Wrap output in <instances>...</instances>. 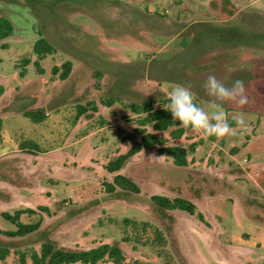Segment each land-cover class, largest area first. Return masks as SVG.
<instances>
[{"label":"rangeland","instance_id":"374dc122","mask_svg":"<svg viewBox=\"0 0 264 264\" xmlns=\"http://www.w3.org/2000/svg\"><path fill=\"white\" fill-rule=\"evenodd\" d=\"M232 2L108 0L79 7L54 5L53 0H44L39 9L40 23L57 50L40 60L43 68L40 72L34 52L35 41L40 36L39 19L27 4L0 0V83L6 87L0 106L13 100L16 88L24 89L34 84L32 92L38 96L36 100L29 104L11 101L10 106H37L48 110L57 107L54 112L57 113V132L47 131L41 125L33 129L21 120L17 123L18 131H12L16 134L7 131L5 136L6 142L10 138L18 143L34 139L41 148L57 147V151L48 155L16 152L18 155L11 160L0 161L1 229H16L14 223L1 215L2 211L13 214L19 208L36 209L44 204L53 212L52 215L38 211L21 216L23 222L36 221L43 216L42 227L36 234L11 238L0 233V244L9 245L12 250L1 264H15L19 251L31 253L47 239L74 249L103 242L122 243L128 252L124 264H188L179 244L185 239L184 233L175 231L183 212L168 215L155 209L153 204L139 202L134 193L120 188L116 194L106 192L103 181L112 176L107 179L104 162L120 146V134L136 124L138 116L131 111V102L148 98L160 101L168 98L174 86L191 85L194 102L211 112L212 101L198 95L199 83L205 82L208 76L214 75L224 81L237 71L255 70L264 75L262 47L206 49L209 43L205 45L201 39L192 41L198 29L195 24L201 21L235 25L245 30L264 25V0ZM24 58H31V62L24 65ZM68 60L73 61V70L68 79L62 80L52 68ZM24 68L25 73L21 74ZM261 84L264 91V78ZM110 99L115 101L112 105L108 104ZM89 101H95L98 110H90L76 118L77 106ZM230 111L234 119L244 118L247 131L232 125L235 134L217 138L188 128L178 140L164 133L169 139L167 144L187 149L194 143L200 146L198 151L189 152L188 171H173L175 176L199 177V169L230 166L240 171L238 179L244 180L231 182L246 192L249 190L252 180L244 170L250 164L246 145L249 139L251 142L264 139V113L243 109ZM21 117L24 116L21 114ZM26 121L32 123L28 118ZM259 153H252V156H259L264 164V151ZM43 163L57 166V169L42 166ZM139 166L144 170L145 164ZM162 171L151 165L145 175L158 182L165 177ZM126 172L139 181L145 178L132 166L127 167ZM225 176L231 179L230 175ZM147 178L145 182L151 180ZM178 187L175 185V191L180 190ZM204 208L211 215L201 209L204 216L212 225L215 219L223 233L238 231L244 236V232L249 231L251 221L237 195L233 200L224 196L209 198ZM215 214L220 215V219ZM125 219L140 222L126 223ZM144 222L148 223L145 228ZM156 229H162L167 242L156 240ZM134 247H141L144 258L137 256L135 259ZM28 264H32L30 256ZM104 264L110 263L105 261Z\"/></svg>","mask_w":264,"mask_h":264},{"label":"trees","instance_id":"16d2710c","mask_svg":"<svg viewBox=\"0 0 264 264\" xmlns=\"http://www.w3.org/2000/svg\"><path fill=\"white\" fill-rule=\"evenodd\" d=\"M6 1H17L29 5L39 19L38 33L40 36L35 41L34 52L37 55V59L35 60L37 70L42 72L43 68L40 64V60L49 54L55 53L57 50L55 44L43 32L42 25L40 23L41 18L39 15V9L42 8L44 0ZM100 2H108V0H53L54 5H70L79 7H88L91 3L96 4ZM8 25L11 30L9 23ZM195 26L198 29L195 30V35L192 41L195 42L197 39H201L205 45L209 43L210 45L206 49H217L221 47L227 48L233 46H253L264 48V25L251 30H245L235 25L224 26L216 25L208 21H201L196 23ZM7 34L8 33H6V35ZM183 43L186 46H189V43L187 44L186 40H184ZM30 62L31 58L23 59L24 65H27ZM73 66V61L68 60L63 62L60 66L55 65L52 68V71L54 74L59 75L62 80H66L71 75ZM24 73L25 68L21 71V74ZM97 74H101L100 71H97ZM263 78L264 75L255 70L237 71L235 74L230 75L222 82L227 86H231L233 81L237 79L243 80L247 85V93L250 97V103L243 107H236L231 103H225L223 107L228 111L243 109L264 113V91L261 90ZM199 84L201 87L198 92L199 97L212 101L213 98L208 96L203 88L204 82H200ZM33 87L34 86L30 89ZM3 92L4 86L0 85V94ZM114 102V99H110L108 104L112 105ZM167 103L168 98L161 99L160 101L148 98L139 102L130 103L129 107L131 111L138 116L136 119L137 125L131 131H124L125 133L122 136V140L131 141V147L127 152L114 156L104 165L107 171L115 174L111 181H104L103 185L105 187V191L110 194H116L120 188L134 193V198L141 203L153 204L168 210L186 211L192 215H196L201 221L207 223L203 213L198 210L197 205L192 200L182 196L171 198L165 195H152L147 197L141 194V187L132 178L120 173V170L132 156L140 152L143 148H150L153 146H157L158 151L161 154L172 158L173 164L178 170H183L189 165L190 161L188 155L189 152L195 150L196 143L191 144L190 149L177 144H167L169 139L164 135V133L168 132L172 139H178L183 137L188 128L191 127L184 128L180 126V122L174 120L171 113L165 110ZM8 107L11 108L12 106ZM22 108L23 115L30 118L34 122H41L47 116L46 112L42 109ZM90 110H98V106L95 101H89L86 104L78 105L76 118H80ZM228 120L231 125H235L232 118H228ZM149 125H151V128H148ZM2 128L3 119L0 117V138L2 137ZM20 146L28 153L43 151L40 145L33 139L20 141ZM235 150H237V148H235ZM38 211H40V214H53L51 208L44 204L38 205L36 209L31 207L19 208L13 214L8 211H2L1 215L5 219L14 223L16 229L6 230L0 228V233L11 238L27 237L36 234L42 227L43 217L34 222H23L21 220V216L24 213L35 214L38 213ZM125 222H133L134 224L138 223L137 221L130 219H125ZM143 225L145 228L148 226V223L144 222ZM155 238L158 241L164 240L162 233L158 229L155 230ZM11 253L12 250L9 245L0 244V264L1 262H5ZM29 256L32 260V264H72L77 262H81L83 264H102L105 261H112L115 264H121L126 259L125 252L119 243L104 242L98 246L88 249H74L59 246L55 241L50 239L43 241L39 249L33 248L31 253H28L27 251H19L18 259L15 264H28Z\"/></svg>","mask_w":264,"mask_h":264},{"label":"crops","instance_id":"0c3cea01","mask_svg":"<svg viewBox=\"0 0 264 264\" xmlns=\"http://www.w3.org/2000/svg\"><path fill=\"white\" fill-rule=\"evenodd\" d=\"M227 1L233 4L232 0H227ZM0 85L3 84L0 83ZM3 86H4V92L0 94V98L5 93L6 90L5 85ZM32 86H34V84H30L24 89L16 88L13 95V100L11 101L13 103L16 101L15 103L17 104H19L22 101H25L28 104L32 103V101L38 98V96L32 92L33 88L30 89ZM11 101L7 103H3L0 106V117H2L3 119V128L1 130L3 139L1 140L2 137L0 138V161L11 160L14 155H18V153L16 152H24V153L26 152L25 149L21 148L20 142L18 143L12 138H10V140L8 139V141L6 142L7 139L5 138L7 131H11L10 133L16 134L13 133L12 131H18L17 123L19 121L22 120L23 122L31 126L33 129L35 128L34 126L41 125L42 127H46L47 131L57 132V113L56 114L54 113L55 110H57L56 106H54L52 110H48L47 108L46 109L42 108V110L46 112L47 115L46 118L41 122H34L30 118L23 115L22 105L18 106L17 108H9L8 106L12 104ZM27 109H41V108L37 106H28ZM11 110L12 113L9 112ZM224 110L226 113L227 112L229 113V115H227L228 118H233L232 115H230L231 114L230 110L228 111L225 108ZM21 114L24 117H21ZM27 118L30 119L32 123L26 121ZM233 120L235 119L233 118ZM136 125L137 124L133 126L135 127ZM125 132L123 131V133L120 134V146L117 147L115 149V152L112 154V156L104 162V165L111 158L117 156L120 153L127 152L128 149L131 147V141L122 140V136L124 135ZM165 136L168 137L167 135ZM248 141L249 142L247 143L246 148H247V152L250 154V164H248L247 169L244 168V170H245V175L251 178L252 185L251 184L249 185V190L247 192L231 182V180H235L239 183H242L244 180L238 179L240 171H238L237 169H233L230 166H226L222 169L221 166H219L213 168V170L199 169L198 172L199 177H195L192 175L188 176L187 178L175 176L173 171L180 172L182 170H178L177 168H175L172 158L167 157L164 154H161L158 151L157 146H153L150 148H143L140 152L132 156L127 161L125 166L120 170V173L129 176L141 187L142 195L148 197L152 195H165L171 198L176 196H182L192 200L197 205L199 211H201V209H204L206 215H208L207 214L208 212L207 210H205L204 207H205V202L209 198L224 196L229 200H233L234 195H237L239 197L240 201L242 202L244 211H246V214L249 220L251 221V224L249 225V231H245L244 236L242 234H238V231L237 232L234 231L230 234L223 233L222 229L220 228V226L218 225L215 219L213 220L215 224L212 225L211 222H209L210 219H207V217L204 216L208 223L207 224L201 221L199 218H197L196 215H192L186 211L168 210L159 206L152 205L155 209L164 212L168 215L176 214L178 212L179 213L183 212L181 213L182 220L179 223H176L175 225V231L179 233L180 232L184 233L185 239H183V241L180 242L179 244L180 247L182 248L181 251L183 258L188 264H264V164L259 161L260 158L259 156L256 157L252 156V153H257V152L261 153L262 151H264V139H259L256 142H251L250 139ZM41 149L43 151H38L35 153H28V152L26 153L32 155H40V154L48 155L57 151V147L52 149H45L42 147ZM199 149L200 146L196 145L195 150L192 152L198 151ZM157 152L160 154V156L159 155L157 156ZM189 161H190L189 165L186 166L184 169H187L191 165L190 158ZM142 163L145 164L144 170L140 169L139 166ZM151 165L154 166L155 168L166 171V172L162 171L165 177L160 178L158 182H153L152 181L153 179H151L150 176L145 175L146 174L145 172L146 171L148 172L149 169H151ZM42 166L51 167V165L46 163H43ZM129 166L139 169L141 173L144 174L145 178H143L142 181H139L136 178H134L130 173L126 172V168L127 167L129 168ZM51 168L57 169V166H52ZM104 170L108 174L107 179H110L109 176H112L113 178L115 173H111L107 171L105 167ZM226 174L230 175L231 177L230 180L225 176ZM147 177H149V180L151 179L149 182H145L146 180H148ZM55 180H57V178ZM111 180L112 179L104 180V181H111ZM175 185L179 186L178 187L180 189L179 191H175L176 189L174 188ZM159 189H162L164 191H159ZM152 206L150 207L152 208ZM205 214L203 213V215ZM208 216L211 215L209 214ZM215 217H218V219H220L221 216L215 214ZM161 230L162 229H159L160 232H162ZM165 234H167V232ZM161 242L164 243L167 241L163 240ZM120 246L122 247L126 255L125 261L121 263L124 264L127 261L128 252L126 250V245L121 243ZM92 247H86L82 249H88ZM140 248L141 247H134L133 254L135 255L136 260L138 258L137 256L144 258V256L141 255L142 249ZM108 263L115 264L112 261H108ZM102 264H104V262Z\"/></svg>","mask_w":264,"mask_h":264},{"label":"clouds","instance_id":"9594fccd","mask_svg":"<svg viewBox=\"0 0 264 264\" xmlns=\"http://www.w3.org/2000/svg\"><path fill=\"white\" fill-rule=\"evenodd\" d=\"M203 88L207 95L213 98L211 112L194 102L191 85L174 86L168 93L165 110L169 111L173 119L179 121L180 126L184 128L191 127L194 131L203 132L208 136L214 135L217 138L235 134L223 105L231 103L236 107H243L250 103L245 82L237 79L231 86H227L216 76L210 75L204 82ZM234 122L236 127L247 131L244 118L237 117Z\"/></svg>","mask_w":264,"mask_h":264}]
</instances>
